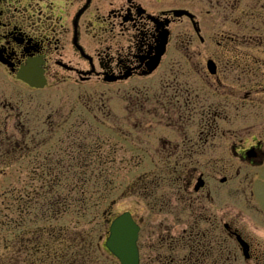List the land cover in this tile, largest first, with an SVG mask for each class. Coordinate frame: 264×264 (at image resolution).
<instances>
[{
  "label": "flooded vegetation",
  "instance_id": "obj_1",
  "mask_svg": "<svg viewBox=\"0 0 264 264\" xmlns=\"http://www.w3.org/2000/svg\"><path fill=\"white\" fill-rule=\"evenodd\" d=\"M93 122L112 151L121 139L124 158L155 165L140 180L159 217L142 264H232L234 250L264 264V233L246 226L264 224V0H0V160L70 127L65 152L35 165L81 174Z\"/></svg>",
  "mask_w": 264,
  "mask_h": 264
},
{
  "label": "rangeland",
  "instance_id": "obj_2",
  "mask_svg": "<svg viewBox=\"0 0 264 264\" xmlns=\"http://www.w3.org/2000/svg\"><path fill=\"white\" fill-rule=\"evenodd\" d=\"M98 85V87L101 89L102 85ZM68 99L70 100V103L76 104L74 96L68 97ZM73 104H69L68 106H72ZM56 106H59V103L53 101L51 105L45 106L44 110L47 112ZM78 109L80 110L81 108L78 107ZM92 124L93 126L91 128L84 126L81 128V131L79 130L83 136V141L81 144L87 145L88 150L90 148L91 155L96 156L99 154V156H104L106 158L107 165H101V168H97V173L93 175L97 176L95 181L96 186L93 184H87L89 190L85 192L84 189L83 191L87 194L86 199H89L90 192H101L102 190H105L107 194L110 195V199L114 200V206L109 208L110 199L107 198L106 207L108 206V209L106 214L91 212V215L90 211H88V215L85 219L80 217L78 206L81 204V198L79 196V192L84 187V184H81L80 186L77 180L74 179V176L69 177L66 175L67 185L66 183H62V186L58 187L55 194L54 192L50 194V198L57 196L59 199H63L64 195L67 193L70 210L64 212L63 216L61 215V217L56 220L49 218L45 219L43 222L40 221L36 223V218H31L29 224L24 226L26 229L29 228L30 230L27 231L28 234H23L22 237H20L18 234V232H20V223L18 222L17 224V226H19L18 229H16V223H14L13 227L15 230L13 232L15 235H18V237H15V235L12 233L11 244H9L11 232L7 231L8 226L4 227L0 232V257L3 255L10 256L11 254L15 253L20 256L21 244L27 241L29 238L33 239L31 242H36L34 237L36 235H40L41 233L42 237L44 235V241L51 245L49 249L47 248L48 250H45L43 247V252L45 251L46 253L50 252L51 254L64 255L67 251L72 252L74 250H72V248L75 247L74 241L78 242L79 244L80 238L86 237L82 232L88 230L92 232L91 236L94 240L97 241L101 237L100 246L102 247V258L105 260L104 264H120L118 259L104 250V244L108 236L109 227L112 220L118 215L127 211L132 212L138 222L142 221L143 219L145 221L143 225H145L147 230L142 232L140 243H144V240L147 243H153L155 238L149 234L151 233L152 228L158 229L157 226L159 225V217L155 214V211H153L152 207L147 208L145 202L142 201L140 197L142 192V190H140V180L143 179V181H150L153 179L155 176V165H153L152 161L148 159L130 160L127 158V156L124 158V150L126 145L121 139H119V144H112V147H117V150L112 151L111 144L109 143L112 130L109 129L108 126H103L100 123L97 124L93 122ZM69 128L70 127L64 128L65 132L63 130L57 131V128H55L53 132V138L51 140L40 147L37 152L33 153L29 157L26 155L25 158L17 161V163L14 162L16 156L12 158H6L3 161L0 160V211L2 215L9 214L8 218H3V216H0V221L11 220L17 222L21 220L22 216L24 215L21 213V211L18 213L17 209L19 206L25 204V202L24 204H21L19 199L21 198L22 194L26 195V192H32L34 196L39 198L41 203L49 201V199H47L49 196L46 194L41 195L40 197L38 194V189H46L52 180L60 183L58 182V179L62 174H42V169H39L40 167H36L35 163L41 162V160L47 155H59L60 152H65L60 137L63 135L67 136L68 130L74 131V129ZM88 130L92 131V134L87 132ZM66 136L65 141L68 144ZM72 145V143H69V146ZM88 150L83 151V155L86 154ZM66 155L68 156L69 153ZM70 155L71 157L76 156L75 153ZM66 161H68V158ZM133 162L135 164H133ZM131 167H133L132 170ZM131 182H133V184H131ZM73 184H75V186H72ZM129 185H132L135 188V195L133 196L130 195ZM76 193L78 194L77 198L75 196ZM75 199H77V202H75ZM96 200L97 199L94 198V201ZM147 215L148 217H146ZM150 216L151 220L148 221ZM162 225L166 229H169L168 231L172 234L181 231L182 228L185 227V225L173 224L171 222ZM246 226L250 230L256 231L257 233H264L263 223H251L246 224ZM158 230L156 232H158ZM48 237L49 239H47ZM66 242L71 243V249H66ZM28 249L30 250V247ZM39 250L40 248H35L33 251L36 252ZM185 253L186 252L182 251L180 256L184 255ZM229 253L230 252H228V254ZM155 254H158L157 251L153 253V255ZM231 255H236L239 258L237 262L232 261V264H244L241 260L242 256L240 253H237L234 250V253Z\"/></svg>",
  "mask_w": 264,
  "mask_h": 264
},
{
  "label": "trees",
  "instance_id": "obj_3",
  "mask_svg": "<svg viewBox=\"0 0 264 264\" xmlns=\"http://www.w3.org/2000/svg\"><path fill=\"white\" fill-rule=\"evenodd\" d=\"M88 176L85 174L80 175L81 183L84 184V187L79 192L81 204L80 206H78V210L80 217L84 219L87 217L88 211H90L91 215V212L106 214L108 209V206L106 207V200L107 198L110 199V195H108L105 190H102L101 192H90L89 199H86L87 194L85 192L89 190L87 184H90L92 182V179L94 178ZM76 177L77 176H74V179H76ZM61 181L66 183L67 185L66 176H59L58 182ZM61 183H56L54 181V183L51 186H47L46 189H38V194L40 195V197L41 195L45 194L49 196V198H47L49 199V201H45L46 203H41L39 198L34 196L32 192H26V195L22 194L19 200L21 204H24V202L25 204L19 206L17 209L18 213L21 211V213L24 215L22 216L21 220L17 222L11 220L0 221V232L4 227L7 226V231L11 232V239L9 244H11L12 233L14 234L13 231L15 230V228L13 227L14 223H16V229H18V227L20 226V232H18V234L20 235V237H22L23 234H28L27 231L30 230L29 228L26 229L24 226L29 224L31 218H36V223L40 221L43 222L45 219L49 218L56 220L59 219L61 215L63 216L64 212L70 210L67 193L64 195L63 199H59L57 196L50 198V194H52V192H54L55 194L57 188L61 186ZM93 185L96 186V183ZM84 189L85 192L83 191ZM75 196L77 198L78 194L76 193ZM94 198H96L97 200L94 201ZM76 200L77 199H75V202ZM0 216H3V218H8L9 214L2 215L0 211ZM18 222L20 223L19 226H17ZM82 233L86 237L80 238L79 244L78 242L74 241V248H72V245H70L71 243L66 242V249L72 248V250H74L72 252L67 251L64 255L51 254L50 252L46 253L45 251L43 252V247L45 248V250H48L51 245L47 244V242L44 241V235L42 237L41 233L40 235H36L34 237L36 242H31L33 241V239L29 238L27 239V241L21 244L20 256L17 253L11 254L10 256H1L0 264H104L105 260L102 258L103 255L101 251L100 240H94L91 236L92 232L88 230L83 231ZM16 236L18 237V235H15V237ZM47 239H49V237ZM29 247L30 250L28 249ZM35 248H40V250L35 252L33 251L35 250Z\"/></svg>",
  "mask_w": 264,
  "mask_h": 264
},
{
  "label": "water",
  "instance_id": "obj_4",
  "mask_svg": "<svg viewBox=\"0 0 264 264\" xmlns=\"http://www.w3.org/2000/svg\"><path fill=\"white\" fill-rule=\"evenodd\" d=\"M139 230L130 213H124L113 221L106 246L122 264L140 263L137 245ZM239 240L247 254L248 245L240 237Z\"/></svg>",
  "mask_w": 264,
  "mask_h": 264
}]
</instances>
